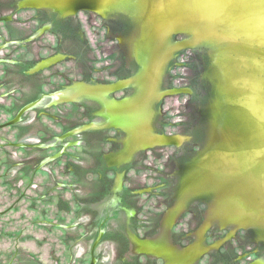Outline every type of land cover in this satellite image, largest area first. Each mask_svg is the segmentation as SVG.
I'll use <instances>...</instances> for the list:
<instances>
[{
  "label": "flooded vegetation",
  "instance_id": "1",
  "mask_svg": "<svg viewBox=\"0 0 264 264\" xmlns=\"http://www.w3.org/2000/svg\"><path fill=\"white\" fill-rule=\"evenodd\" d=\"M23 1L10 0L4 4L0 2V26L4 30L0 31V264H263L258 257V248L245 250L240 243H236V246L225 245L230 240L219 241L222 235L217 229L211 230V234L205 231L201 243L195 242L192 239L194 236L191 235L192 222L200 214V207L198 210L189 211L192 216L188 220L190 230L183 235L182 229L175 228L177 222L166 224L165 219L170 210L168 206L161 223L158 221L149 224L146 212L140 220L119 223L120 212L115 208L101 217L98 205L106 193V180L100 175L101 180L91 182L92 191L85 190L87 178L81 164L84 156L88 155L85 146L93 150V153H90L92 156H95L96 152H102L94 150L96 141L99 140L97 132L106 131L101 129V126L108 122L110 130L115 133L114 136L106 137L110 149L103 153L104 158L110 159L111 156L108 160L110 167L128 163L134 153V162L149 166L150 163L145 164L146 159L161 158L164 148L168 145L178 151L182 145L181 142L172 145L161 143L158 139L155 140L157 136L152 138L155 141L136 148L132 140V130L127 127L125 130L119 129L112 121V115L116 113L108 111L109 106L114 104L144 101L143 97L148 90L147 83L142 81V77L139 82L137 80L143 75V55L148 46L144 40H147L148 35L144 37L145 33H141L140 43L133 34L119 35L114 28L123 33L124 27L107 16L111 12L101 14L92 10H77L69 14L51 7L26 6ZM26 10L32 11L33 14L27 18V22H21L17 14ZM84 13H87V19L93 23H97L98 18L103 21L101 26L105 29L104 38L113 39V43L107 48H100L106 52L103 57L108 59L107 62L115 59L116 52L121 50L123 43L131 52L133 65H123L115 70L109 68V65L104 66L109 77H114L112 80L103 78L99 67H95V63L100 60L101 50L94 54L88 46L78 20L79 14ZM25 23L29 24L28 31H20L21 24ZM47 32L53 35L52 44L46 42L40 46H27L29 42L42 39ZM63 44L68 46L63 48ZM96 46L99 49V45ZM85 53L88 58L84 65V62H79L78 57ZM69 58L78 67L73 73L77 76L75 79L69 77V71H73L75 66L70 70L67 65L64 68L58 67ZM107 62L106 64H109ZM47 71L49 72L46 73ZM86 83L91 84L88 92H85ZM172 83L173 80L169 79L165 83L156 82L153 88L151 87L155 95L147 97L149 110L154 111L155 106L161 103L167 94L166 91L174 87L171 86ZM176 88L181 89V92L186 91L185 87ZM181 92H175L173 96ZM102 95L105 100L101 98ZM86 98L92 100L94 106L84 109L82 103ZM31 103L35 104L26 109L17 122L4 126L24 106ZM68 105L73 107L69 108ZM163 114L166 112L157 118L156 131H161L165 124ZM88 117L90 121L84 122ZM52 125L58 129H53ZM7 128L12 131L10 135L4 131ZM176 130L179 131V127ZM156 133L149 135L161 134ZM162 134L179 136L176 131ZM86 135L90 140H86ZM74 148L81 150L73 153ZM110 153L113 155H108ZM60 158L61 161L58 160ZM175 158L176 151L166 154L163 166L167 167L171 163L174 164L172 168H175ZM180 163L178 162L177 166L182 164ZM54 167H57L56 174L59 173L58 169L63 172V168H73L74 173L71 176L53 175ZM157 178L161 180L163 175ZM125 188L119 200H124L138 213L141 204L132 199L134 191H127L131 187ZM149 189L151 187L141 186L138 191L148 193ZM53 192L61 194L57 196L56 203L63 208L65 214H71L72 217L68 221H65V217L59 218L58 223H53V220L48 218H36L38 201L45 203L52 211ZM66 192L70 195L69 199L63 196ZM180 194L182 193L174 194L177 202L181 200ZM172 201L171 197L168 204ZM26 205L33 214L28 224L30 234L27 235L28 239L24 240L28 241L30 246L28 250H22V230L15 228L17 225L12 227L9 224L10 218L7 219L8 222L2 219L6 215L16 214L19 220ZM112 220L114 221L111 222ZM166 227L169 228L167 232L169 231L170 240L156 239ZM53 231L57 233L54 235ZM12 235H15V239L9 240ZM42 245L48 247L45 254L39 249ZM236 248L241 249V254H236Z\"/></svg>",
  "mask_w": 264,
  "mask_h": 264
},
{
  "label": "water",
  "instance_id": "2",
  "mask_svg": "<svg viewBox=\"0 0 264 264\" xmlns=\"http://www.w3.org/2000/svg\"><path fill=\"white\" fill-rule=\"evenodd\" d=\"M23 4L69 14L77 10L111 12L107 16L124 27L123 33L114 28L119 35L133 34L138 43L141 33L148 35L144 40L148 46L146 57L143 55V75L137 80L142 77L147 83L144 101L114 104L108 111L116 113L112 121L119 129L132 130L136 148L157 139L182 145L179 151L168 145L159 159L149 157L145 161L149 166L134 162V153L131 161L119 167L139 189L151 187L148 193L141 191L163 216L166 206L169 207L166 219L169 223L177 222L175 228L182 229V235L190 230L189 211L200 207V214L192 222L195 242L201 243L205 231L217 229L222 235L219 241L230 240L225 245L240 243L245 250L258 248V257L264 264V0H24ZM87 17V13L79 14V25L96 54L111 45L113 39L104 38L103 21L98 18L93 23ZM28 26L23 24L20 31H28ZM42 39L27 46L54 41L49 32ZM104 52L101 50L100 60L95 63L103 78H114L109 77L105 65L112 70L133 65L131 52L124 43L110 63L103 57ZM78 58L85 65L88 57L85 53ZM75 64L69 58L58 67L67 65L70 70L75 66L69 71V77L75 79ZM169 79L174 87L166 91L154 111L149 110L147 97L155 95L151 87ZM85 85V92L90 91L91 84ZM176 86L185 87L186 91L181 92ZM175 92L181 93L173 96ZM35 103L24 106L4 126L17 122ZM82 104L84 109L94 106L87 98ZM163 112L165 124L161 131H156L157 118ZM100 128L106 131L97 132V142L107 152L110 144L106 137L115 133L108 122ZM147 130L161 134L176 131L179 136H151ZM173 151L176 167L172 168L171 163L164 167L165 155ZM178 162L182 164L177 166ZM176 192L182 193L178 202L174 199ZM171 197L173 201L168 204ZM241 249L236 248V254H241Z\"/></svg>",
  "mask_w": 264,
  "mask_h": 264
},
{
  "label": "rangeland",
  "instance_id": "3",
  "mask_svg": "<svg viewBox=\"0 0 264 264\" xmlns=\"http://www.w3.org/2000/svg\"><path fill=\"white\" fill-rule=\"evenodd\" d=\"M9 1L10 0H0V2H2L3 4L8 3ZM32 13L33 12L29 11V10L20 11L17 14V16H19L21 18L20 19L21 22H24L27 20V18ZM22 25L23 24H21V26ZM0 31H4L2 29V27L0 28ZM47 122H49V121H47ZM54 127L56 129H58V127H56V126H53V129H54ZM4 131L8 132L9 135L12 132L11 130H9V128H7ZM85 138H86V140H90L87 135ZM96 144H97V146H96V148H94V150L95 151L101 150L102 152H100L98 154L96 152L97 156L96 155L92 156L90 153H93V150L91 148H89L88 146L87 147L85 146V150H86V153H88V155L84 156L85 157L84 161L81 164L83 165L82 168L85 171V178H87V180L85 179L86 180L85 190L92 191L93 185L91 184V182L95 181V180L99 181L100 177H102V179L106 180L105 181L106 193L103 195V197H101L100 204L98 205V207H99L98 212L100 214H102L101 217H103L104 214L112 211L113 208H115V210L118 209L120 212L118 214L119 215V217H118L119 223L125 224V223H132V221L134 219L140 220L144 217L143 213H145V212L148 215L149 224H152L155 222L157 223L158 221H160L159 223H161L163 215L159 212V210L151 203V201L143 194L142 191H138L139 188L135 185V183L127 176V174L119 166H115V167L109 166L108 160L111 159V156L109 157L110 159H107V157L104 158L103 153H106V151L103 149V147L98 142ZM78 150H81V149H79V148L78 149L77 148L72 149L73 153H77ZM58 160L61 161L62 158H60ZM56 169H57V167L53 168V175L71 176L72 173H74L73 168H72V170H71V168L69 170H67V168H63V172H61L62 169H58L59 173L56 174L55 173ZM37 175H44V174L37 173ZM128 186L131 188H129L127 191H131V192L134 191L135 192V193L133 192L132 199L135 200L136 202H138L139 204H141L140 211L138 213H136V210L134 207L127 205L124 202V200L123 201L119 200L121 193L124 192L126 190L125 187H128ZM121 187H123L122 191H121ZM52 194H53V200H54V206L52 208V211H50L48 209V207L45 206V203H39V201H38L36 218L37 219L48 218V219L53 220V223H58L59 218L65 217V221H68V219L72 217L71 214L69 212L67 214H65L64 211H62L63 208L60 207L58 203H56L57 202V196L59 197V195H61V194L58 192H53ZM63 196L66 199L70 198V195L68 192L64 193ZM42 208H43V210H42ZM45 209H48V210L45 211ZM70 209H72V206ZM22 211H23L22 212L23 214L19 216V220H18V216L16 214L13 216L6 215L2 220L3 221L6 220V222H8L7 219L10 218L11 222L9 224L12 225V227L17 225V227H15V228H20L22 230L23 236L21 238V241H22L21 242V248H22V250L23 249L28 250L30 244L28 241H24V240H27L28 239L27 235L30 234V229L28 227V224L31 221L33 211H29V209L27 208V205L25 206V209ZM14 220H16V221H14ZM165 220H166V224H167L168 220L167 219H165ZM13 221H14V223H13ZM113 221L114 220H112L111 222H113ZM108 222H110V221H108ZM167 229L169 230V228L166 227L164 229V231L160 232L157 235V237H155V238L156 239H163V240H170L169 231L167 232ZM38 233H39L38 235L41 234L39 231H38ZM53 233L55 235V233H57V232L53 231ZM14 239H15V235L14 236L12 235V236H10L9 240H14ZM47 245H49V244H47ZM47 245H45V246L42 245L39 248L40 251L42 252V254H45V250H48ZM53 247H55V245H53Z\"/></svg>",
  "mask_w": 264,
  "mask_h": 264
}]
</instances>
